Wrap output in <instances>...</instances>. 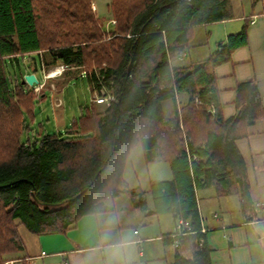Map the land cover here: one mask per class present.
<instances>
[{
    "label": "trees",
    "instance_id": "1",
    "mask_svg": "<svg viewBox=\"0 0 264 264\" xmlns=\"http://www.w3.org/2000/svg\"><path fill=\"white\" fill-rule=\"evenodd\" d=\"M227 1L112 0L115 23L106 29L92 0H0V264H27L22 226L34 234L66 233L104 201L137 196L124 171L139 145L147 162H166L173 173L142 192L150 193L153 214L189 222L186 235H169L170 264H212L198 192L238 195L249 209L247 164L236 142L264 118V108L252 80L236 89L237 116L225 119L220 110L214 71L248 44L245 31L204 60L174 61L192 43L193 27L221 20ZM34 55L39 62L31 73L65 66L69 78H86L92 93L113 94L115 102L91 101L64 134L25 139L46 95L36 93L39 84H23L25 75L11 76L8 65Z\"/></svg>",
    "mask_w": 264,
    "mask_h": 264
},
{
    "label": "crops",
    "instance_id": "2",
    "mask_svg": "<svg viewBox=\"0 0 264 264\" xmlns=\"http://www.w3.org/2000/svg\"><path fill=\"white\" fill-rule=\"evenodd\" d=\"M92 2L97 17L106 21L108 29L113 22L112 0ZM221 14L219 21L194 26L193 39L196 33H217L218 52L220 43L227 45L231 35L247 34L248 44L233 50L230 61L214 71L221 113L231 119L238 114L235 98L239 83L256 81L264 108V0H228ZM207 53L194 55L186 66L213 54L208 49ZM185 57L187 51L181 60ZM236 146L247 164L251 206L243 209L238 195L232 205L231 201L221 202L226 197L217 198L214 190L212 200L222 203L224 213L206 216L199 205L200 233L211 249L212 264H264V118L250 126L248 136L238 140ZM122 196L104 201L95 213L82 216L66 233L34 234L24 226L19 228L26 263L170 264L174 250L167 240L175 234L181 219L174 220L171 215L172 221L166 224L161 221L163 214H153V208L135 199L122 208V213L115 206H105L109 200L118 204ZM185 254L189 257L191 251L187 249Z\"/></svg>",
    "mask_w": 264,
    "mask_h": 264
},
{
    "label": "rangeland",
    "instance_id": "3",
    "mask_svg": "<svg viewBox=\"0 0 264 264\" xmlns=\"http://www.w3.org/2000/svg\"><path fill=\"white\" fill-rule=\"evenodd\" d=\"M102 25L106 26V21H101ZM212 28H208L211 31ZM200 36V37H199ZM202 36V37H201ZM205 40V41H204ZM219 40L217 33H202L197 34L193 39L192 44L186 49L188 57H185L181 61H174L175 65H187L191 59H195L194 55L197 56L199 53H207V49L212 53L217 51L216 42ZM204 42L206 44L204 45ZM208 54V53H207ZM209 57V55H208ZM37 56L27 58L24 61H20L18 64L9 63V73L13 77H20L21 74L28 75V73L33 72L35 69V61H37ZM39 62V60H38ZM35 67V68H34ZM59 66L56 68H51L49 70L45 68L39 69L35 74L39 82L43 86L37 87L40 94L44 91L46 97L44 100H39V103L34 112L33 120L29 121L30 133L25 135V139L33 136H44L48 134H64L71 122L80 117L81 108L90 104L91 101H95V98L100 94L99 92H93L88 86L86 78L82 76L70 77L66 75L65 71L68 70ZM38 69V68H37ZM74 70V69H72ZM60 71V73H59ZM50 75L49 78H45L44 75ZM52 74V77H51ZM67 79V80H66ZM38 86V85H37ZM186 99H185V98ZM188 99L187 96L181 98V103ZM172 103H165V114L167 116L171 115ZM124 178L128 183L130 189H134L137 196L134 197L131 193H124L118 204H113L112 200H109L105 206H115L117 212L122 213V208L126 205H131V201L135 199L139 201H145L151 208L153 207V201L151 196L143 194L142 192L148 191L150 189L151 181H164L170 180L172 178V171L170 165L166 162H152L149 163L146 160L145 152L139 145L131 150L124 171ZM214 189H205L198 192L199 205L201 211L203 210V215H214L218 213L223 215V201H231L230 205L234 201H238L236 195L232 197L222 198L221 202L213 201ZM229 199V200H228ZM157 218H154L156 221ZM161 221L167 224L168 221H172L170 214H163L161 216ZM14 260V259H8ZM5 263V262H4Z\"/></svg>",
    "mask_w": 264,
    "mask_h": 264
},
{
    "label": "built area",
    "instance_id": "4",
    "mask_svg": "<svg viewBox=\"0 0 264 264\" xmlns=\"http://www.w3.org/2000/svg\"><path fill=\"white\" fill-rule=\"evenodd\" d=\"M115 22L113 21V24ZM65 71V69H67V67L63 66L62 67ZM60 72V71H59ZM45 78H49L50 75H44ZM52 77V76H51ZM43 86V83L40 84V86H38L39 88ZM35 91L38 92L37 87L35 88ZM116 97L113 94H106V92L102 91L101 94H99L96 98H95V102L99 103V104H106L108 106L111 105V103L115 102ZM189 223L185 222L184 220H179L176 228H175V234L172 236L173 238H178V237H182L184 235H186L189 232ZM175 246H178V242L177 240L175 241ZM42 255H45V253L43 252ZM4 264H19L18 260H9L6 261ZM67 264V263H65Z\"/></svg>",
    "mask_w": 264,
    "mask_h": 264
},
{
    "label": "water",
    "instance_id": "5",
    "mask_svg": "<svg viewBox=\"0 0 264 264\" xmlns=\"http://www.w3.org/2000/svg\"><path fill=\"white\" fill-rule=\"evenodd\" d=\"M39 81L35 74L31 73L24 76L23 84H28L29 86L33 87L34 85H38ZM81 194H79L76 198H78Z\"/></svg>",
    "mask_w": 264,
    "mask_h": 264
},
{
    "label": "bare ground",
    "instance_id": "6",
    "mask_svg": "<svg viewBox=\"0 0 264 264\" xmlns=\"http://www.w3.org/2000/svg\"><path fill=\"white\" fill-rule=\"evenodd\" d=\"M60 73V72H59ZM51 76H52V74H51ZM39 81V80H38ZM39 85L41 84V83H38Z\"/></svg>",
    "mask_w": 264,
    "mask_h": 264
}]
</instances>
